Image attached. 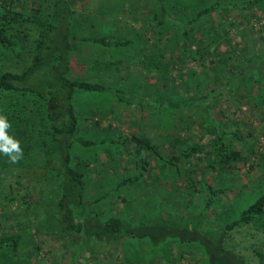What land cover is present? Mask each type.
I'll return each instance as SVG.
<instances>
[{
    "label": "rangeland",
    "instance_id": "1",
    "mask_svg": "<svg viewBox=\"0 0 264 264\" xmlns=\"http://www.w3.org/2000/svg\"><path fill=\"white\" fill-rule=\"evenodd\" d=\"M247 1L162 0L163 21L153 31L160 34L159 38L143 29L156 7L154 0H83L76 4L71 19L79 45L70 56L71 72L79 78L103 81L134 97L123 103L106 91L77 90L73 105L79 137L96 139L113 132L126 136L144 133L160 145L158 148L164 154H176L186 150L192 142L202 145L216 121L212 119L220 118L226 129L238 128L244 132V138L234 145L250 146L252 151L242 149L244 159L228 166L215 160L210 164L208 158L213 155L207 152L208 156L204 155V147L188 157L180 155L177 166L153 156L135 183L122 185L104 195L117 180L136 169L132 154L126 151L129 148L123 145L117 147V153L114 150L112 153L109 144L97 149L74 143L70 163L84 172L82 203L85 212L128 216L131 225L144 220L150 231L156 235L157 231L164 232V237L153 240L156 236H150L149 240L142 241L124 237L112 246L97 243L99 259L96 261L88 248L83 246L74 254V241L68 244L59 234L32 228V236L27 237L22 248V252L29 253V258L20 259V264H51L50 260L52 264H134L130 259L123 260L126 253L121 246L126 240L133 252L138 246L146 257L139 264H205L204 248L216 246L214 234H221L219 246L226 248L228 254L239 255L248 264H255L257 256L253 249L264 252V226L245 223L228 229L224 224L264 189V99H260L256 89L248 91L243 87L204 97L211 87L215 89L222 84L221 80L230 74L227 69L233 70V63L238 62L230 51L231 45L236 44L242 58L245 53L240 47L244 43L254 48L264 44V0L258 4ZM211 3L215 4L212 10L199 15L195 21L191 19L198 9ZM178 18L190 20L195 41L191 48L200 43L212 51L202 63L188 53H181L175 22ZM98 34L122 36L128 38L129 43L104 46L80 39ZM92 56L98 57L97 63L91 62ZM118 58L120 60L114 64L119 69L102 66L106 59ZM3 67L19 70L22 66L6 62ZM245 90V95L238 97L236 92ZM188 97L192 98L191 103L165 105L168 101ZM137 100L152 105H141ZM14 114L15 111L11 117ZM15 118L18 117L12 119L15 121ZM26 144L27 151L31 143ZM81 159L87 163H79ZM13 173L0 177V233L15 227L11 216H5L7 213L2 210L9 182L12 190L20 192V186H25L31 191L30 195L37 198L39 183L27 178L16 180ZM100 195V199L92 200ZM19 210L18 205L14 211L20 214ZM189 232L194 233L187 235ZM201 238L206 239L205 243L199 240ZM35 241L46 249L41 260L31 255L29 244ZM160 246L169 251L167 260H156ZM48 255L51 259L47 260Z\"/></svg>",
    "mask_w": 264,
    "mask_h": 264
},
{
    "label": "trees",
    "instance_id": "2",
    "mask_svg": "<svg viewBox=\"0 0 264 264\" xmlns=\"http://www.w3.org/2000/svg\"><path fill=\"white\" fill-rule=\"evenodd\" d=\"M82 1L0 0V114L8 118L12 125L9 135L19 140L23 149V158L18 163H11L8 157L0 155V177L13 171L16 180L27 178L39 183L36 187L37 198H33L30 195L31 191L25 186H20L18 192L12 190L10 182L8 184L6 204L2 210L7 213L5 216H11L15 227L12 231L0 233V264H20V259L28 260L29 253L22 252L23 243L29 235L32 236L31 229L38 227L44 232L59 234L68 244L74 241L76 243L73 247L74 254L83 246L88 248L96 261L99 259L95 247L97 243L104 242L112 246L113 242H120L124 237L137 241L149 240L147 237L150 236H156L153 240L164 237V232L157 231L156 235L150 231L144 220L137 222L138 225H131L127 221L128 216L126 218L117 213L100 216L96 212H85L82 203L84 172L70 163V149L74 143L95 146L97 149L99 147L103 149L105 144H109L112 153L113 150L117 153L116 150L123 145L126 149L129 148L126 151L132 154L136 169L117 180L112 188L103 193L104 195L106 192L116 191L122 185L135 183L153 156L176 165L180 155L188 157L204 147V155H213V158H208L210 164L215 160L220 165L228 166L235 160L244 159L242 149L252 151L250 146L234 145L244 138V132L238 128L226 129L224 120L220 118L212 119L216 121L209 130V137L202 145L192 142L186 150L176 154L172 152L164 154V151L158 148L160 145L151 141V137L144 133H129L126 136L120 132H113L107 137L96 139L79 137L73 105L74 93L77 90L106 91L115 94L123 103H128L134 98L118 87L103 81L79 78L71 72L70 56L75 54L79 45L71 14L76 4ZM259 1L248 0L247 3L258 4ZM154 2L156 7L150 15L149 24L146 23L143 29L159 38L160 34L154 32L163 21L165 10L162 0ZM214 6L215 4L211 3L198 9L191 19L195 21L199 15L212 10ZM253 14L252 12L251 15ZM175 22L178 26V43L183 55L188 53L198 63H202L208 55L213 54L200 43L191 48L195 41L190 20L178 18ZM80 39L104 46H122L129 43L128 38L107 34L82 36ZM240 48L245 53L242 58L236 44L230 46V51L238 62L233 63V70L227 69L230 74L221 80L222 84L215 89L211 87V90L204 94L205 98L218 96L222 90L243 87L248 91L256 89L260 99H264V44L254 48L244 43ZM92 57L91 62L97 63L98 57ZM119 60L106 59L102 66L117 70L119 67L114 63ZM6 62L20 64L22 67L19 70L4 68ZM245 92L246 90L243 93L241 91L236 93L241 97ZM191 101L192 98L188 97L185 100L168 101L165 105L180 106ZM137 102L149 107L152 105L145 101ZM14 111L15 114L11 117ZM15 116L19 118H15L16 122L12 119ZM27 141L31 145L26 151ZM79 163H87V160L81 159ZM100 198L101 195L92 200ZM18 205L21 207L20 214L14 211ZM263 205L264 189L236 217L225 223L224 227L230 229L234 225L245 223H252L256 227L264 226ZM18 218H22V221ZM193 233L189 232L187 235L192 236ZM214 236L217 237V242L214 241L216 246L213 249L204 248L205 264H248L241 256L230 255L226 248L219 246L218 238H221V234ZM199 240L205 243L206 239ZM129 244L130 242L126 240L123 247L121 246L126 253L123 260L130 259L134 264L144 262L146 257L142 255L141 248L136 246L133 252ZM29 245L32 257H40L41 260L46 249L36 241ZM159 248L160 253L155 255L156 260H167L169 251L162 246ZM253 252L257 256L255 264H264V252L254 249ZM47 258L51 259L49 255ZM50 261L52 264V260Z\"/></svg>",
    "mask_w": 264,
    "mask_h": 264
},
{
    "label": "clouds",
    "instance_id": "3",
    "mask_svg": "<svg viewBox=\"0 0 264 264\" xmlns=\"http://www.w3.org/2000/svg\"><path fill=\"white\" fill-rule=\"evenodd\" d=\"M12 125L5 115L0 114V154L8 157L11 163H18L23 158L20 141L9 135Z\"/></svg>",
    "mask_w": 264,
    "mask_h": 264
}]
</instances>
